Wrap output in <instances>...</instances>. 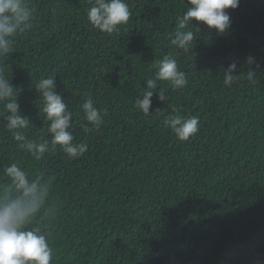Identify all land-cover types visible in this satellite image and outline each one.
<instances>
[{"label":"trees","instance_id":"trees-1","mask_svg":"<svg viewBox=\"0 0 264 264\" xmlns=\"http://www.w3.org/2000/svg\"><path fill=\"white\" fill-rule=\"evenodd\" d=\"M27 2L33 29L0 58L30 118L26 135L47 138L34 86L55 76L74 142L88 146L76 159L59 147L37 159L0 116V194H15L3 171L12 163L49 186L33 226L51 232V264H264V0L228 9L222 34L194 20L193 53L170 47L185 0H125L131 15L112 34L90 26L89 0ZM169 54L187 85L161 82L168 102L154 93L146 116L134 98ZM249 56L259 65L254 80L225 86L224 69ZM85 93L106 113L99 128L83 118ZM173 109L199 117L187 141L165 127Z\"/></svg>","mask_w":264,"mask_h":264},{"label":"clouds","instance_id":"clouds-1","mask_svg":"<svg viewBox=\"0 0 264 264\" xmlns=\"http://www.w3.org/2000/svg\"><path fill=\"white\" fill-rule=\"evenodd\" d=\"M239 3L240 0H185L186 10L178 17L177 30L170 36V47L193 53V41L197 40L196 32L189 30L194 26L193 21L222 34L231 26L227 10L236 9ZM89 5L86 15L90 26L106 34H112L118 26L126 24L131 15L125 0H89ZM34 20V10L27 0H0V58L5 59L12 51L13 38L33 29ZM194 27L200 32L199 27ZM258 66L251 56L246 59L244 66L231 63L224 69V85L231 87L245 78L254 80ZM157 68L155 76L144 81L146 87L139 89L134 98V107L146 116L151 115L150 98L154 93L159 101L166 104L168 102L166 89L160 86L161 82H167L173 89H181L187 85L186 75L179 69L174 55L163 56L157 61ZM34 87L43 99L42 111L47 122V138L40 137L39 140H30L26 135L31 123L30 118L20 112V89L13 85L8 74L0 68V116L6 119V128L11 131L12 139L37 159L57 147L72 159L82 157L88 151V146L74 142L71 131L73 113L65 98L56 90L55 76L39 80ZM141 95L142 100L139 99ZM80 109L84 120L94 128H99L104 123L105 111L98 108L86 93ZM164 123L182 142L199 131V117H185L177 109H173ZM3 171L11 182L9 189L14 186L15 194L11 190L0 194V264H51L55 256L51 232L46 228L33 226V221L39 218L38 213L48 197L49 186L38 187L35 181H29L28 172L17 163H12Z\"/></svg>","mask_w":264,"mask_h":264}]
</instances>
